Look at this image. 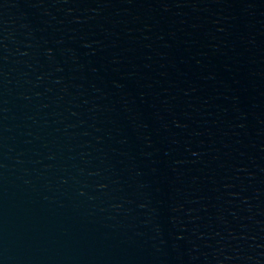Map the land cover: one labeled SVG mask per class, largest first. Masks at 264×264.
I'll list each match as a JSON object with an SVG mask.
<instances>
[{
  "label": "water",
  "instance_id": "obj_1",
  "mask_svg": "<svg viewBox=\"0 0 264 264\" xmlns=\"http://www.w3.org/2000/svg\"><path fill=\"white\" fill-rule=\"evenodd\" d=\"M0 264H264V0H0Z\"/></svg>",
  "mask_w": 264,
  "mask_h": 264
}]
</instances>
